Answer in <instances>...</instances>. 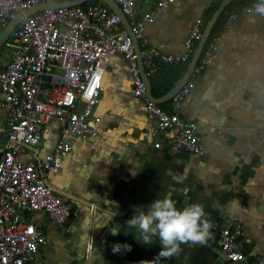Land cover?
<instances>
[{
	"label": "crops",
	"instance_id": "0c3cea01",
	"mask_svg": "<svg viewBox=\"0 0 264 264\" xmlns=\"http://www.w3.org/2000/svg\"><path fill=\"white\" fill-rule=\"evenodd\" d=\"M138 5L149 6L141 1ZM211 9L206 0H174L147 25L146 36L162 52H182L193 22L199 17L204 20ZM11 55V49L2 51L0 66ZM114 61L120 69L112 78L108 66ZM109 64L94 109L100 118L95 123L98 135L76 139L59 171L48 177L72 215L63 225L44 213L30 216L46 234V244L30 264L153 260L161 250L159 241L139 243L134 233L125 235V222L135 207L146 208L169 192L177 208L202 204L207 218L220 227L238 219L243 232L236 243L245 258L227 260L218 234L211 231L204 245H182L178 256L161 264H260L257 257H264V17L253 11L243 13L219 35L196 86L178 108L181 119L198 124L203 150L197 155L169 151L166 145L173 132L160 131L146 116L142 100L130 94L126 61L115 55ZM2 97L0 91V153L7 143ZM163 107L170 110L169 102ZM58 133L59 124L48 122L43 145L26 149L22 158L42 157L53 148ZM156 141L161 143L159 148L153 145ZM116 224L121 225L120 235L112 236L110 228ZM117 243H127L131 251L114 254ZM88 246H92L89 253Z\"/></svg>",
	"mask_w": 264,
	"mask_h": 264
},
{
	"label": "built area",
	"instance_id": "2783aa9c",
	"mask_svg": "<svg viewBox=\"0 0 264 264\" xmlns=\"http://www.w3.org/2000/svg\"><path fill=\"white\" fill-rule=\"evenodd\" d=\"M73 1L76 0H0V33L16 14L39 3L49 4L25 15L2 44L12 50V55L6 65L0 66L1 108L7 136L0 153V264H30L46 244L44 228L30 220L33 213H44L59 225L71 217L70 205L48 177L59 171L76 139L98 135L95 123L100 118L94 109L100 101L105 69L113 56L120 55L126 61L131 77L130 94L142 100L146 116L156 122L160 131L173 132L166 145L169 151L201 153L203 143L197 133L198 124L181 119L178 108L196 86L216 49L219 35L241 14L252 12L257 2L251 0L240 11H223L225 18L219 31L205 43L208 44L202 50L203 56L188 80L169 99L168 110L146 95L132 35L138 41L142 66L150 80L161 64L191 59L202 36L203 18H197L191 25L182 52L165 53L150 44L146 27L174 0H114L132 35L120 15L102 0L51 6ZM139 1L149 6L140 7ZM220 1L206 0L207 7L213 8ZM51 67L64 72H50ZM52 120L59 124L53 148L40 158L24 160L26 149L43 145L44 126ZM153 145L159 148L161 143L156 141ZM211 231L218 234L219 248L227 260H244L236 243L243 232L238 219H229L224 227L212 222ZM91 249L88 246L86 252ZM257 262L263 264L264 257H257Z\"/></svg>",
	"mask_w": 264,
	"mask_h": 264
},
{
	"label": "clouds",
	"instance_id": "9594fccd",
	"mask_svg": "<svg viewBox=\"0 0 264 264\" xmlns=\"http://www.w3.org/2000/svg\"><path fill=\"white\" fill-rule=\"evenodd\" d=\"M255 14L264 17V0H257L251 9ZM113 217L110 220L112 222ZM127 231L135 234L139 243L151 245L159 241L161 250L151 261L142 260L139 264H161L178 256L182 252V245H204L211 235L212 222L207 218L204 206L193 203L189 206L177 208V201L171 193L156 198L146 208H134L131 219L125 222ZM121 225L110 228L112 236L120 235ZM131 251L127 243L113 245L114 254Z\"/></svg>",
	"mask_w": 264,
	"mask_h": 264
},
{
	"label": "water",
	"instance_id": "95a60500",
	"mask_svg": "<svg viewBox=\"0 0 264 264\" xmlns=\"http://www.w3.org/2000/svg\"><path fill=\"white\" fill-rule=\"evenodd\" d=\"M85 1H87V0H76L73 2H65V3H53V4H51V6L55 7V6H61V5H66V6L76 5V4H81ZM102 1L104 3H106L108 6H110L116 13H118L120 15L123 24L125 25L128 32L131 34L128 21H127L126 17L124 16V14L122 13L118 4L114 0H102ZM231 1L232 0H221L220 1L218 7L213 11L212 15L207 20L205 27L203 29V32H202V36H201L199 42L197 43V46L195 47V50L191 56V59L187 65V68L185 69L182 77L178 80V82L171 89H169V91L167 93H165L164 95H162L160 97H155L151 93L150 80L145 75V71H144V68L142 66V61H141L140 54H139L138 41L131 34L133 37V41H134V45H135V49H136V53H137V60H138V66L140 69V73H141V75H142V77L146 83V95L150 100H153L154 102L160 103V104L168 101L183 86V84L188 80L189 76L191 75V73H192V71H193V69H194V67H195V65L199 59V57L201 56L202 50L205 46V43L207 42V40L209 38V35L211 33L213 26L215 25V23L217 21V18L225 10L227 5ZM48 6H49V4H47V3H39V4L29 8V9L24 10L23 12L16 14V16L14 18H12L7 23L5 28L0 33V47L2 46L3 42L8 37V35L10 34V32L24 18L25 15L32 14L36 11L47 8ZM50 72H57V73L63 74L64 71L62 69H59L56 67H51Z\"/></svg>",
	"mask_w": 264,
	"mask_h": 264
},
{
	"label": "trees",
	"instance_id": "16d2710c",
	"mask_svg": "<svg viewBox=\"0 0 264 264\" xmlns=\"http://www.w3.org/2000/svg\"><path fill=\"white\" fill-rule=\"evenodd\" d=\"M95 0H92L94 2ZM251 0H232L227 7L225 8L228 11H240L245 5H247ZM219 3L213 7L208 15L204 18V23L206 24L207 20L212 15L213 11L218 7ZM224 13L222 12L220 16L217 18L215 25L213 26L211 33L208 38V42L211 41L212 37L219 31L223 21H224ZM205 26V25H204ZM208 44V43H207ZM207 44L204 47L203 52L205 51ZM203 56V53L201 57ZM190 60L177 64H161L156 74L150 77V87L151 93L155 97H160L167 93L169 89H171L178 80L182 77L185 69ZM169 102L166 101L161 103L163 107L165 104Z\"/></svg>",
	"mask_w": 264,
	"mask_h": 264
},
{
	"label": "rangeland",
	"instance_id": "374dc122",
	"mask_svg": "<svg viewBox=\"0 0 264 264\" xmlns=\"http://www.w3.org/2000/svg\"><path fill=\"white\" fill-rule=\"evenodd\" d=\"M5 50H6L5 47H3V46L0 47V53H1L2 51H5ZM108 68H109V71H111L112 78H113L114 75L118 74V71H119V69H120V63H119L118 61H114V62H112L111 64H109ZM164 106H165V105H164ZM61 191H62V190H61Z\"/></svg>",
	"mask_w": 264,
	"mask_h": 264
}]
</instances>
